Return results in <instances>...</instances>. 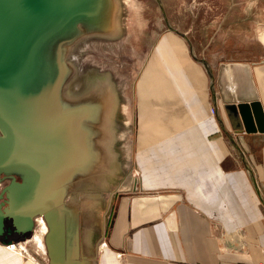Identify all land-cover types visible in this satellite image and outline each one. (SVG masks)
<instances>
[{"label":"crops","instance_id":"obj_1","mask_svg":"<svg viewBox=\"0 0 264 264\" xmlns=\"http://www.w3.org/2000/svg\"><path fill=\"white\" fill-rule=\"evenodd\" d=\"M213 1L202 28L177 30L190 47L164 33L182 44L179 56L164 34L141 52L130 170L109 193L105 221L79 216L81 264H264V132L236 134L224 111L257 103L264 121V0ZM191 53L210 66L213 93ZM66 211L71 231L75 211ZM7 241L0 264H48L45 248L28 252L34 241Z\"/></svg>","mask_w":264,"mask_h":264},{"label":"water","instance_id":"obj_2","mask_svg":"<svg viewBox=\"0 0 264 264\" xmlns=\"http://www.w3.org/2000/svg\"><path fill=\"white\" fill-rule=\"evenodd\" d=\"M155 1L167 30L190 47L186 36L169 25L161 0ZM117 6V0H0V239L32 233L34 219L41 217L47 229L43 244L48 264H81L79 216L91 212L99 200L81 196L73 203L71 196L82 195L83 184L100 186L104 177L113 180L116 169L109 149L114 105L109 80L86 90L80 87L74 95L68 87L73 71L62 61L61 52L81 34L112 38ZM191 54L207 71L213 93L210 66ZM224 111L236 134L264 132L257 103L227 104ZM69 112L76 113L66 124L76 133V144L69 151L78 161L67 163L63 171H42L37 141L59 132L61 115ZM67 209L75 211L71 231Z\"/></svg>","mask_w":264,"mask_h":264},{"label":"rangeland","instance_id":"obj_3","mask_svg":"<svg viewBox=\"0 0 264 264\" xmlns=\"http://www.w3.org/2000/svg\"><path fill=\"white\" fill-rule=\"evenodd\" d=\"M213 2V0H161L169 25L178 31L202 28L204 16L210 13V3ZM117 3V12L112 26L114 33L112 32L110 36L112 38H97L81 34L72 45L65 46L63 48L65 51L61 52L62 61L69 64L73 71L68 82L70 92L76 95L80 87L86 90L90 85L109 80L110 92L114 97L109 118L111 125L109 149L115 157V176L109 181L106 180L107 177H104L100 186L83 184L82 195L72 194L71 199L67 197L65 201L69 203L70 199L71 202L76 203L83 196L92 202L94 198H97L99 204L91 208V211L96 222H98L97 215L99 223L105 221L103 214L109 211L111 205L109 193L118 184L124 171L130 170L137 119L135 86L147 57V54L143 53L157 46L160 36L168 32L155 0H117ZM220 10L215 9L213 12L219 13ZM233 153L238 156L236 149ZM103 185H105L104 190L100 189ZM1 188L2 186L0 190ZM43 229L44 227L39 224V227L37 225L34 227L32 233L26 236L13 235L8 237V240L13 239L20 243L27 240L34 241L27 245L28 252L37 256L36 253L40 251L35 243L44 249Z\"/></svg>","mask_w":264,"mask_h":264},{"label":"bare ground","instance_id":"obj_4","mask_svg":"<svg viewBox=\"0 0 264 264\" xmlns=\"http://www.w3.org/2000/svg\"><path fill=\"white\" fill-rule=\"evenodd\" d=\"M104 6L106 7V4ZM103 10H104V8H103ZM99 23H101V22L99 21ZM106 24L101 23L99 25H103V27L106 28L107 27ZM170 42L172 44L174 43V48H175L176 54L179 56L182 44L179 41L175 43L173 36L171 34H166L165 38L162 39V45L163 46H166V44L170 45ZM170 47H172V46H170ZM156 50H157V48H156ZM170 57H171V55H170ZM175 62L178 63V60L176 59ZM145 75H146V73H145ZM147 75H148V71H147ZM164 79H165V77H164ZM164 79H162V80H164ZM146 81H149V80H146ZM142 84L143 83L141 82V85ZM74 114H76V113L75 112L74 113L69 112L67 114L61 115V120H60L61 122L58 125V127H59V129H58L59 132H57L58 134L57 133L55 135L50 134L49 136H44L43 138H41L40 140L37 141V148H38L40 158H41L40 167H41L42 171H44V170L45 171L46 170H55L56 171L57 170L56 168H59L58 171H63L65 169V166L67 165V163L78 161V158H75V159L71 158L74 156V153H71V151H69V149L71 147H74V144H76V133L69 131L66 127V124H67L69 117L71 115H74ZM66 116H68V117H66ZM62 117H63V119H62ZM79 154H78V157H79ZM84 157L89 158V156H86L85 153H84ZM65 214H66V222H67L69 220V217H68V213L66 210H65ZM38 222L44 227L43 230H44V234H45L47 231L45 222L43 220L42 221L39 220ZM38 241L39 240H37V243H38ZM43 246H44V244H43ZM13 248H15V246H13Z\"/></svg>","mask_w":264,"mask_h":264},{"label":"built area","instance_id":"obj_5","mask_svg":"<svg viewBox=\"0 0 264 264\" xmlns=\"http://www.w3.org/2000/svg\"><path fill=\"white\" fill-rule=\"evenodd\" d=\"M210 112H211L212 115H214V113H215L213 109H210ZM39 220L42 221L43 219L41 217H37V218L34 219L35 226L37 225V227H39V224H40V223H38ZM12 246L13 245H11L10 247H12Z\"/></svg>","mask_w":264,"mask_h":264},{"label":"flooded vegetation","instance_id":"obj_6","mask_svg":"<svg viewBox=\"0 0 264 264\" xmlns=\"http://www.w3.org/2000/svg\"><path fill=\"white\" fill-rule=\"evenodd\" d=\"M7 225H9V223L7 224ZM14 234H12L11 236H13ZM10 237V236H9Z\"/></svg>","mask_w":264,"mask_h":264}]
</instances>
